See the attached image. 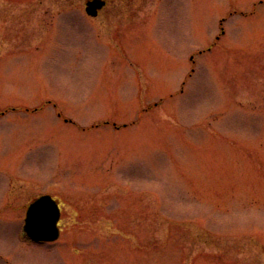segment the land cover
<instances>
[{
    "label": "rangeland",
    "instance_id": "374dc122",
    "mask_svg": "<svg viewBox=\"0 0 264 264\" xmlns=\"http://www.w3.org/2000/svg\"><path fill=\"white\" fill-rule=\"evenodd\" d=\"M86 1L0 0V264H264V0Z\"/></svg>",
    "mask_w": 264,
    "mask_h": 264
},
{
    "label": "water",
    "instance_id": "95a60500",
    "mask_svg": "<svg viewBox=\"0 0 264 264\" xmlns=\"http://www.w3.org/2000/svg\"><path fill=\"white\" fill-rule=\"evenodd\" d=\"M106 5L105 0H89L86 2V12L95 17L98 11ZM58 207L50 196H43L35 201L28 210L24 230L35 241H54L59 236L57 227ZM50 219V221H45Z\"/></svg>",
    "mask_w": 264,
    "mask_h": 264
},
{
    "label": "flooded vegetation",
    "instance_id": "af4514ba",
    "mask_svg": "<svg viewBox=\"0 0 264 264\" xmlns=\"http://www.w3.org/2000/svg\"><path fill=\"white\" fill-rule=\"evenodd\" d=\"M102 12V10L100 11ZM5 115V114H3ZM66 122H72L73 124L74 121L73 120H67L65 119ZM97 128L99 127L98 124H95V125H92L90 128ZM25 179L26 181H31V182H34L32 178H29L27 176H24V175H21V174H18V173H15L13 171H10L8 173V180H9V184L6 186V195H5V200H4V204L5 205H10L11 207H13L14 209L16 207H19L18 205H16V198L18 197V195H21L20 191H22L21 188L17 187L18 184H20V182ZM71 193H75L77 194L78 191H76L75 189L72 190ZM81 195V194H79ZM82 195H85V194H82ZM43 196H50L53 200V202L55 203V205L58 207V211H57V214H58V217H57V224H58V227L60 229V235H61V232H62V222H63V218H64V212H65V205L63 204L62 200L60 197H58L55 193L53 192H50V191H44V192H40L39 194H34L33 196L30 197V199H28V201H25L22 205H20V208L21 209H24V213L19 216V219H22L21 222L24 224L26 219H27V211H28V208L29 206L34 203L36 200H38L39 198L43 197ZM87 196V195H86ZM81 197V196H80ZM92 197V196H90ZM45 221H50V219L48 220H45ZM25 235V234H24ZM61 236H59L60 238ZM25 238L29 241V242H33L32 240H30L26 235H25ZM59 238L54 241L55 242H58ZM37 243V242H35ZM50 244H53V242H51Z\"/></svg>",
    "mask_w": 264,
    "mask_h": 264
},
{
    "label": "trees",
    "instance_id": "16d2710c",
    "mask_svg": "<svg viewBox=\"0 0 264 264\" xmlns=\"http://www.w3.org/2000/svg\"><path fill=\"white\" fill-rule=\"evenodd\" d=\"M108 3L110 2V0H106Z\"/></svg>",
    "mask_w": 264,
    "mask_h": 264
}]
</instances>
